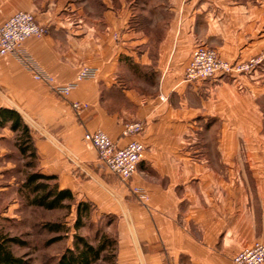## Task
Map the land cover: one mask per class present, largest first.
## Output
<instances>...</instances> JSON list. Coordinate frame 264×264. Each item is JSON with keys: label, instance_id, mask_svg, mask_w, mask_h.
<instances>
[{"label": "crops", "instance_id": "0c3cea01", "mask_svg": "<svg viewBox=\"0 0 264 264\" xmlns=\"http://www.w3.org/2000/svg\"><path fill=\"white\" fill-rule=\"evenodd\" d=\"M17 11L48 28L22 49L55 84L97 71L62 96L0 56V110L30 129L41 174L114 217L115 264H233L264 243V0H0V25ZM196 46L249 69L186 82ZM135 122L143 132L123 137ZM10 127L0 121V194L20 157ZM95 130L144 145L129 180L97 171L83 138Z\"/></svg>", "mask_w": 264, "mask_h": 264}, {"label": "built area", "instance_id": "2783aa9c", "mask_svg": "<svg viewBox=\"0 0 264 264\" xmlns=\"http://www.w3.org/2000/svg\"><path fill=\"white\" fill-rule=\"evenodd\" d=\"M48 33L46 26L40 25L33 13L17 11L8 17L0 25V56L10 55L15 59L36 82L44 83L51 91L58 95L66 96L77 83L83 79L95 77L96 70L92 68L81 69L74 82L57 85L53 78L42 69L30 54L26 53L22 46L29 38H40ZM264 59V54L261 59ZM249 69L248 65H233L221 59L214 50L203 46H196L191 53L189 62L184 71V81L195 82L201 80H213L224 76L240 74ZM76 113L85 110L86 105L72 103ZM143 132L141 123H128L123 126V137H136ZM95 150V166L98 170L114 175L120 180H129L138 170L142 161L144 145L137 140H131L119 148L101 130L87 132L83 136ZM132 193L140 202H145L147 196L142 189L134 188ZM233 264H263L264 243L256 241L251 246L244 248L232 259Z\"/></svg>", "mask_w": 264, "mask_h": 264}, {"label": "rangeland", "instance_id": "374dc122", "mask_svg": "<svg viewBox=\"0 0 264 264\" xmlns=\"http://www.w3.org/2000/svg\"><path fill=\"white\" fill-rule=\"evenodd\" d=\"M19 156V159L12 160L15 166L9 168L7 172L9 173L7 176L13 179L12 183H3L9 189L0 194V234L9 239H17L19 243L9 244L15 256L22 257L27 264H55L66 248H72L74 234L84 237L89 243L96 244L94 234L99 230V233L104 232L111 239L116 240V225L113 220L98 219L94 213L91 219L88 221L83 219V225L75 229L78 203L75 198L74 202L65 203L70 205L69 208L56 210H45L28 205L26 199L31 196L25 197V191H22L23 194L18 193L17 187L32 169H26L25 165L29 162L27 157ZM97 171L103 172L98 169ZM51 223L60 224L61 231L59 233L47 231L45 225ZM103 257L95 264H115L116 255L113 259L110 257V252H106Z\"/></svg>", "mask_w": 264, "mask_h": 264}, {"label": "trees", "instance_id": "16d2710c", "mask_svg": "<svg viewBox=\"0 0 264 264\" xmlns=\"http://www.w3.org/2000/svg\"><path fill=\"white\" fill-rule=\"evenodd\" d=\"M0 121L9 122L10 129L17 132L15 146L18 153L28 159L25 165L26 169H32L27 173L24 181L17 187V192L27 198L28 205L39 207L45 210H56L69 208V204L74 202V196L68 189H61L54 176L41 174L38 166V156L33 146L31 131L27 125L23 124L20 117L12 110L1 109ZM52 182L53 184H49ZM93 206L87 202H78L76 204L75 229L83 225L82 221L89 220L92 217ZM111 219L113 216H105L102 219ZM101 219V220H102ZM50 233H59L61 226L58 223L45 225ZM99 231V230H98ZM98 231L94 234L96 244L89 243L84 237L74 234L72 248H66L57 258L55 264H95L102 259L103 254L110 252V257L115 259L116 240L111 239L108 234ZM10 243H19L15 238H8L0 234V264H27L22 257L15 256L9 248ZM104 258V257H103ZM106 258V257H105ZM110 258V259H111Z\"/></svg>", "mask_w": 264, "mask_h": 264}]
</instances>
